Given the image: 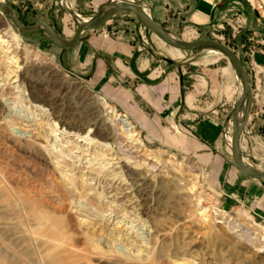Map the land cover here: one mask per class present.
Listing matches in <instances>:
<instances>
[{
	"label": "rangeland",
	"instance_id": "rangeland-1",
	"mask_svg": "<svg viewBox=\"0 0 264 264\" xmlns=\"http://www.w3.org/2000/svg\"><path fill=\"white\" fill-rule=\"evenodd\" d=\"M120 1L5 3L25 27L45 21L68 43ZM231 17L201 29L163 27L182 41L227 44L249 77H261L264 38L247 19ZM101 35L129 37L153 65H179L185 74L191 66L217 69L220 86L209 100L218 104L200 108L232 135L238 77L225 53L200 46L174 59L170 45L130 10L63 48L46 28L24 32L0 9V264H264V216L227 199L214 177L205 180L197 159L163 145L158 133L147 134L92 84L88 43ZM118 115L129 119L133 133ZM257 136L252 129L243 137V155L261 169ZM31 200L43 206L29 210L24 203Z\"/></svg>",
	"mask_w": 264,
	"mask_h": 264
},
{
	"label": "crops",
	"instance_id": "crops-1",
	"mask_svg": "<svg viewBox=\"0 0 264 264\" xmlns=\"http://www.w3.org/2000/svg\"><path fill=\"white\" fill-rule=\"evenodd\" d=\"M108 1L92 0V3ZM141 1L162 26L201 29L232 16L229 19H247L264 38V0ZM88 47L94 86L121 104L147 134L158 133L163 145L197 159L204 168L205 180L211 182L214 177L227 199L248 203L256 214L264 216V178H251L236 170L233 155L227 152L232 150V141L226 136L224 124L216 122L215 116L201 112L202 103H215V107L218 104L217 98L209 100L220 86L217 69L191 66L189 74H185L179 65H153L143 53L136 51L127 36L101 35L91 40ZM258 59L262 60L257 66L263 74L258 77L256 73L255 79L249 77L252 105L240 138L242 155L246 149L243 137L252 129L257 138L264 140V56L258 55ZM261 166L259 170L264 169V164Z\"/></svg>",
	"mask_w": 264,
	"mask_h": 264
},
{
	"label": "water",
	"instance_id": "water-1",
	"mask_svg": "<svg viewBox=\"0 0 264 264\" xmlns=\"http://www.w3.org/2000/svg\"><path fill=\"white\" fill-rule=\"evenodd\" d=\"M113 8L106 13H102L99 17L100 20L88 21L87 23L80 26L76 32V35L72 42H64L58 36V33L54 30V28L45 21H37L32 27H25L24 24L20 21L16 9L7 3H0V9L9 11L12 14L13 21L20 29L24 32H33L40 27H44L47 29L51 39L60 47L69 48L76 45L81 39V34L83 31L89 28H99L104 26L107 21L115 16L116 14L123 11H132L136 14L139 22L151 30L156 36H158L165 43L169 44L171 47H175L182 50H192L196 47L213 45L221 50L228 56L231 61L234 70L236 71L238 77L242 82V92L238 96L236 106L234 107V112L232 115V155L235 162L236 167L239 169L241 173L251 178L260 179L264 178V169H252L245 163L243 159V155L241 152L240 146V138L243 133L244 128L247 125L251 105H252V91L250 86V80L245 68V63L242 58L237 54V52L229 47L227 44L218 41L216 39H198L193 41H178L173 39L170 34L164 29V27L157 23L152 16L145 11L137 2V0L127 1L126 4H116L112 3ZM244 112L243 120L240 121L241 113Z\"/></svg>",
	"mask_w": 264,
	"mask_h": 264
},
{
	"label": "bare ground",
	"instance_id": "bare-ground-1",
	"mask_svg": "<svg viewBox=\"0 0 264 264\" xmlns=\"http://www.w3.org/2000/svg\"><path fill=\"white\" fill-rule=\"evenodd\" d=\"M117 2V1H116ZM126 0H121L120 1V3L121 4H126ZM0 3L2 4H4L5 3V0H0ZM108 8L109 9H106L105 11H104V13H106V12H108L109 10H111L113 7L111 6V5H109L108 6ZM97 20H100L99 18L97 19ZM89 21V20H88ZM87 21V22H88ZM59 36V35H58ZM170 36L173 38V39H175V40H178V41H182V40H180V39H178L177 37H175L173 34H170ZM160 39V38H159ZM170 48H169V50H168V54L172 57V58H174V59H179V58H182L183 56H182V49H178V48H175V47H171V46H169ZM206 47L207 48H210V49H212L213 51H215L216 53H219V54H224V52H223V50H221V49H219V48H217V47H215V46H213V45H206ZM211 50V51H212ZM218 54V55H219ZM213 58H215L214 56H213ZM218 58V57H217ZM229 70L232 72V73H234V67H233V65H232V63L230 62V67H229ZM237 83H238V91H237V96H239L240 94H241V92H242V82H241V80H240V78L238 77V79H237ZM118 116H120L121 117V120H122V122H123V124H124V126L126 127V129H127V131H129V132H131V133H133L134 131H133V127L131 126V122L129 121V119H127V118H125L124 116H121V115H118ZM243 116H244V112H242L241 113V118H240V121H242V119H243ZM124 117V118H123ZM231 132H232V122H231ZM229 136V135H228ZM256 139V138H255ZM229 140H230V143H231V141H232V135H230L229 136ZM259 145L261 146V148H263L264 149V141L261 139V140H259ZM232 146V145H231ZM244 159V161H245V163L247 164V166H249L250 168H252V169H258V167L256 166V165H253L251 162H249L248 160H246L245 158H243ZM24 206L25 207H27L29 210H33V209H39V208H41L42 206H43V204L41 203V202H39V201H37L36 203H32V200L29 202V201H27V202H25L24 203ZM23 206V208H25ZM65 209V208H64Z\"/></svg>",
	"mask_w": 264,
	"mask_h": 264
}]
</instances>
